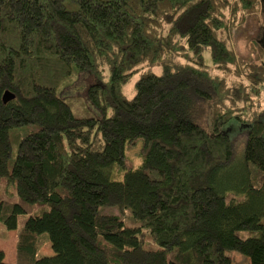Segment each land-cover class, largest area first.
I'll return each mask as SVG.
<instances>
[{"label":"trees","instance_id":"16d2710c","mask_svg":"<svg viewBox=\"0 0 264 264\" xmlns=\"http://www.w3.org/2000/svg\"><path fill=\"white\" fill-rule=\"evenodd\" d=\"M262 2L0 0V238L16 233L14 264H264V64L230 35ZM82 72L98 83L77 117L61 94ZM233 124L248 131L236 177ZM138 140L141 165L115 180Z\"/></svg>","mask_w":264,"mask_h":264},{"label":"rangeland","instance_id":"374dc122","mask_svg":"<svg viewBox=\"0 0 264 264\" xmlns=\"http://www.w3.org/2000/svg\"><path fill=\"white\" fill-rule=\"evenodd\" d=\"M233 30L234 32L230 34L232 38L231 42L233 50L237 56L251 63L264 64V0L262 2L260 11L249 15L243 24L238 25ZM204 58L205 64L211 66L212 60L210 58V54L205 53ZM102 72V80L107 81L109 75L108 68H103ZM138 80V75L133 77L132 83H130L124 90V94L129 100L133 99L135 95V84ZM96 83H98V79L92 73H78L73 86L69 87L61 94V96L72 106L73 112L77 117H82L84 111H92L93 107L87 100V93L90 86ZM226 130L227 134L230 135L235 143L237 160L235 161L231 170L232 177H236L239 174H242L244 170L242 163V153L244 151L248 131H246L243 127H238L236 124H233L232 126L229 125ZM141 147L142 140H138L133 146H127L125 166L120 167L121 171H115L112 174L115 180H123L126 169H129L130 167L137 168L141 165ZM15 157L16 146L14 147L13 159H15ZM230 179L233 181V178ZM225 192L227 195H236L235 191L232 189H227ZM3 193L5 199L15 200V196L11 195V187L5 188ZM99 213L113 215L118 213V211L113 208L101 207L99 209ZM262 222L264 223V217ZM127 225L130 227H137L139 226V223L127 221ZM15 240L16 233L14 231H10L7 238H0V251L5 252V260L10 264H14L16 261ZM146 244L148 247L153 245V243L150 241H147ZM42 251L45 253L44 255L48 256L51 254V252L53 253L51 244L45 245ZM228 254L231 256L233 264H250L249 258H246L245 256H242L236 252H230Z\"/></svg>","mask_w":264,"mask_h":264},{"label":"water","instance_id":"95a60500","mask_svg":"<svg viewBox=\"0 0 264 264\" xmlns=\"http://www.w3.org/2000/svg\"><path fill=\"white\" fill-rule=\"evenodd\" d=\"M14 99H15V95L9 91H6L3 95V101L5 104L14 100Z\"/></svg>","mask_w":264,"mask_h":264}]
</instances>
